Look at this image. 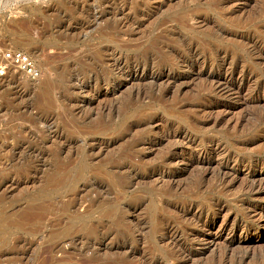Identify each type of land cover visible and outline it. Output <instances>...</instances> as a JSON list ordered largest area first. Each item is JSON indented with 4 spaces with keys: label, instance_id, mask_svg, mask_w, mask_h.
I'll return each mask as SVG.
<instances>
[{
    "label": "rangeland",
    "instance_id": "1",
    "mask_svg": "<svg viewBox=\"0 0 264 264\" xmlns=\"http://www.w3.org/2000/svg\"><path fill=\"white\" fill-rule=\"evenodd\" d=\"M256 42L264 0H0V263L264 264Z\"/></svg>",
    "mask_w": 264,
    "mask_h": 264
},
{
    "label": "built area",
    "instance_id": "2",
    "mask_svg": "<svg viewBox=\"0 0 264 264\" xmlns=\"http://www.w3.org/2000/svg\"><path fill=\"white\" fill-rule=\"evenodd\" d=\"M8 68L15 72L23 73L30 78H37L41 73L40 67L32 56L19 47H9L0 50V75L5 74ZM0 264H17V262L7 259Z\"/></svg>",
    "mask_w": 264,
    "mask_h": 264
},
{
    "label": "bare ground",
    "instance_id": "3",
    "mask_svg": "<svg viewBox=\"0 0 264 264\" xmlns=\"http://www.w3.org/2000/svg\"><path fill=\"white\" fill-rule=\"evenodd\" d=\"M261 41V40H260ZM262 43V42H261ZM255 47H256V49H258L259 51L260 50H263V48L264 47H262V45L261 44H258L257 45V42L255 43ZM247 47V46H246ZM264 55V54H263ZM135 62H137V61H135ZM128 63V62H127ZM259 64V63H258ZM132 68L134 69V71L136 72V74H140V73H142L141 74V76L143 75V74H145V75H148V73H147V71H146V69H145V66L141 63V62H137V63H135V64H133V66H132ZM227 76H231L232 75V73H228V74H226ZM225 75V76H226ZM260 75V74H259ZM218 85H220L221 86V84H218ZM263 85V84H262ZM258 86H259V84H258ZM264 87V86H263ZM222 89V88H221ZM264 90V89H263ZM141 92V91H140ZM255 99L256 100H258V101H260V100H262V97H255ZM264 114V113H263ZM197 161V160H196ZM256 162V161H255ZM258 164V163H257ZM254 171V170H253ZM260 177H262V176H260ZM259 177V178H260ZM253 179V178H252ZM254 179H257V178H254ZM253 179V180H254ZM262 179V178H261ZM255 181V180H254ZM248 188H249V185H248ZM250 190L253 192V194L254 195H258V194H264V181H262V180H260V181H258V182H254V183H252L251 182V184H250ZM259 196V195H258ZM262 196H264V195H262ZM260 197V196H259ZM254 198H256V197H254ZM259 207H261V206H259ZM255 209V208H254ZM203 210V209H202ZM200 211H201V209H200ZM201 213H202V211H201ZM201 213H199V214H201ZM229 235V234H228ZM248 239V238H247ZM232 240V239H231ZM237 243H238V241H237ZM225 249V248H224ZM196 254V253H195ZM182 256V255H181ZM214 256V255H213ZM241 256V255H240ZM244 256H247V254L245 253V255L243 254V257ZM243 257H241V258H243ZM262 258H264V257H262ZM213 261V260H212ZM233 261V260H232ZM263 261H264V259H263ZM262 261V262H263ZM215 262V261H214ZM216 264H217V262H215ZM214 263V264H215ZM219 264V263H218Z\"/></svg>",
    "mask_w": 264,
    "mask_h": 264
}]
</instances>
